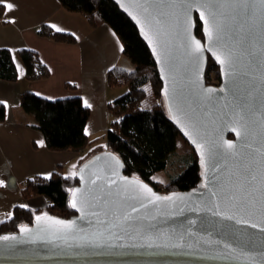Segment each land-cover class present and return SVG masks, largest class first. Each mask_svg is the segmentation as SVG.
Masks as SVG:
<instances>
[{"label": "water", "instance_id": "1", "mask_svg": "<svg viewBox=\"0 0 264 264\" xmlns=\"http://www.w3.org/2000/svg\"><path fill=\"white\" fill-rule=\"evenodd\" d=\"M113 1L150 50L201 181L164 194L96 152L76 171L75 215L0 234V264H264V0H218L216 26L199 0ZM209 58L218 85L206 82Z\"/></svg>", "mask_w": 264, "mask_h": 264}, {"label": "trees", "instance_id": "2", "mask_svg": "<svg viewBox=\"0 0 264 264\" xmlns=\"http://www.w3.org/2000/svg\"><path fill=\"white\" fill-rule=\"evenodd\" d=\"M69 12L82 13L91 26L107 24L122 44V56L131 64L128 70L119 65L106 74L110 87H123L124 91L107 105L110 121L102 134L106 150L115 154L123 163L124 174L134 176L156 191L186 192L196 188L201 181V164L197 153L179 157L180 173L166 183L153 179L164 170L176 153L179 134L171 122L162 101V82L149 48L141 38L134 23L120 10L113 0H58ZM3 6L0 5V16ZM37 34L57 42L74 43L75 37L59 32L48 24H41ZM195 34L203 38L201 24L196 18ZM21 59L28 81L45 79L48 68L38 54L31 49H20ZM219 83L218 67L209 58L205 79L210 77ZM17 68L13 53L0 49V80L15 82ZM216 83L215 85H218ZM20 109L31 115L29 126L42 133L46 146L52 151H81L89 143L85 126L90 110L79 97L46 99L30 91L20 95ZM6 108L0 104V122L4 121ZM171 164V163H170ZM78 184L75 175H62L54 171L48 177L34 176L25 180L21 193L25 199L43 196L48 206L43 210L15 207L10 219L0 224V234L16 233L21 227H31L39 214H49L63 219L75 215L70 204L72 189Z\"/></svg>", "mask_w": 264, "mask_h": 264}, {"label": "crops", "instance_id": "3", "mask_svg": "<svg viewBox=\"0 0 264 264\" xmlns=\"http://www.w3.org/2000/svg\"><path fill=\"white\" fill-rule=\"evenodd\" d=\"M8 2L14 7L9 11L2 5L0 49L13 53L17 79L0 80V101L6 105L5 119L0 122V224L12 217L17 206L32 210L48 206L43 196L29 199L22 196L25 180L37 175L48 177L54 171L64 175L66 169L76 172L99 152L93 149L97 142L105 140L102 134L110 121L107 105L124 91L123 87L108 86L106 74L114 66L128 65L118 36L107 24L91 26L82 13L66 11L58 0ZM41 24L70 33L76 41L57 42L40 36L37 28ZM24 48L38 54L49 70L47 78L27 80L24 65L16 54ZM23 91L50 100L79 97L90 110L85 126L89 141L86 147L81 151L49 150L42 133L29 126L33 117L20 109Z\"/></svg>", "mask_w": 264, "mask_h": 264}, {"label": "rangeland", "instance_id": "4", "mask_svg": "<svg viewBox=\"0 0 264 264\" xmlns=\"http://www.w3.org/2000/svg\"><path fill=\"white\" fill-rule=\"evenodd\" d=\"M127 64L128 65L126 69L128 70L132 69L131 64L129 62ZM210 81L211 83H215V84L218 83V81L214 79L213 74H211ZM104 142L105 140H101L97 142L94 145L95 148L93 149V151H101L105 147ZM191 151H192V148L189 145V143L181 135H178L177 148H176L175 155L172 157L171 161L168 162V165L164 170L157 172L153 175V179L162 184V183L168 182L171 178L177 176L182 169L180 168L181 162H179V157L182 155H186V154L188 155L191 153ZM63 173L64 175H70V174L75 175L76 174V172L70 171L69 169L68 170L66 169L65 172Z\"/></svg>", "mask_w": 264, "mask_h": 264}, {"label": "snow or ice", "instance_id": "5", "mask_svg": "<svg viewBox=\"0 0 264 264\" xmlns=\"http://www.w3.org/2000/svg\"><path fill=\"white\" fill-rule=\"evenodd\" d=\"M172 2L174 4H179L185 7H188V0H172ZM199 4L200 7H204L208 9V17L211 20V23L213 26H216V8L218 7V0H199ZM0 5L5 6L9 11H11L14 7V4L11 2H8V0H0ZM201 18H204V13L201 12ZM205 23H209V20H205ZM57 31H59V29H57ZM209 38H212V31L211 29H209ZM196 52H200L201 48L199 46V44H196V48H195ZM219 59V57H218ZM4 103L3 101H0V104ZM6 106V105H5ZM229 148L232 147L231 144L228 145ZM73 207H75V204H73ZM39 219V217L37 218ZM56 223H60L59 221H57ZM64 227H68V225H64ZM0 239H8V237H0Z\"/></svg>", "mask_w": 264, "mask_h": 264}]
</instances>
